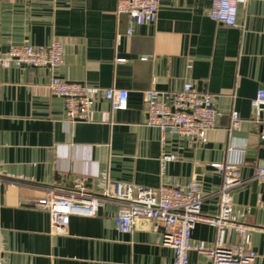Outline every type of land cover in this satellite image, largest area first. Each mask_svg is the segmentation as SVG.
I'll return each mask as SVG.
<instances>
[{
    "label": "crops",
    "instance_id": "crops-1",
    "mask_svg": "<svg viewBox=\"0 0 264 264\" xmlns=\"http://www.w3.org/2000/svg\"><path fill=\"white\" fill-rule=\"evenodd\" d=\"M159 5L157 20L139 26L117 13L118 0H0V54L12 46L64 44L63 63L53 71L0 65L1 264H173L175 253L153 221L139 220L131 234L116 229L115 201L93 217L73 216L67 236L51 235L49 189L66 193L83 183L87 193L100 195L112 183L158 190L196 181L202 214L214 217L223 185L214 165L229 160L238 162L244 181L232 191V219L252 228L255 264H264V187H254L264 140L252 109L264 90V0L239 8V28L212 20L210 0ZM53 75L127 90L128 109L111 111L100 99L94 122L68 123L64 99L49 89ZM187 83L215 97L218 125L204 144L176 135L163 144L160 131L147 125L144 95L174 93ZM233 112L242 119L236 129ZM163 153L178 156L164 171ZM225 239L240 242L234 232ZM192 240L212 246L217 229L199 224ZM190 264L210 260L192 252Z\"/></svg>",
    "mask_w": 264,
    "mask_h": 264
},
{
    "label": "built area",
    "instance_id": "built-area-1",
    "mask_svg": "<svg viewBox=\"0 0 264 264\" xmlns=\"http://www.w3.org/2000/svg\"><path fill=\"white\" fill-rule=\"evenodd\" d=\"M209 17L227 27L239 28V8L249 0H210ZM159 0H118L117 13L127 15L136 25L153 23L157 20ZM131 34V30L128 31ZM64 44L54 41L49 47L32 45L12 46L7 53L0 54V65H14L19 68H40L53 71L63 63ZM118 61H122L118 59ZM49 89L54 96L65 101V114L68 123L94 122V107L100 99L110 104L111 111H125L129 105V92L123 89H101L82 83H70L52 76ZM147 125L157 128L164 144L167 136H182L193 143H206L208 133L215 129L221 114L214 107L215 97L198 93L194 85L187 83L174 93H161L155 90L144 95ZM253 120L260 128L264 140V90L257 93L252 103ZM110 113L103 115L109 121ZM231 129L241 122L237 112L230 115ZM234 149H230L233 152ZM175 154L163 153L161 169L176 161ZM240 165L232 160L216 164L223 175L220 189V209L214 217L202 214L203 195L196 181L187 187L162 186L158 190L125 183H112L100 195H90L83 183L66 193H56L49 189L48 211L50 232L53 236L69 234L73 216L93 217L106 201L120 205L115 219V227L122 234L134 232L141 219L153 221L154 228L161 230L163 245L175 253L173 264H190V254L196 252L210 260V264H255L257 255L251 248L252 228L232 219V191L244 181ZM257 181L264 184V167L257 170ZM5 181L0 177V190ZM199 224L217 229V240L206 246L192 240V232ZM234 232L240 239L238 244L226 241L227 233ZM1 264V263H0Z\"/></svg>",
    "mask_w": 264,
    "mask_h": 264
},
{
    "label": "water",
    "instance_id": "water-1",
    "mask_svg": "<svg viewBox=\"0 0 264 264\" xmlns=\"http://www.w3.org/2000/svg\"><path fill=\"white\" fill-rule=\"evenodd\" d=\"M258 185H259V182L256 181L254 187L257 189V186H258ZM261 185L264 187V184H261ZM256 189H255V190H256ZM262 201L264 202V196L262 197ZM256 202H257V195L254 196V201H253V206H254V207L256 206Z\"/></svg>",
    "mask_w": 264,
    "mask_h": 264
}]
</instances>
